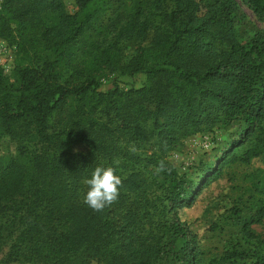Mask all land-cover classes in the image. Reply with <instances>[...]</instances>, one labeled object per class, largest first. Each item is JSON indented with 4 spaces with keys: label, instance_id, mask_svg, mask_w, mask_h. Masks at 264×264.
Wrapping results in <instances>:
<instances>
[{
    "label": "trees",
    "instance_id": "trees-1",
    "mask_svg": "<svg viewBox=\"0 0 264 264\" xmlns=\"http://www.w3.org/2000/svg\"><path fill=\"white\" fill-rule=\"evenodd\" d=\"M244 2L264 17V0ZM76 3L70 13L64 0H0V37L32 53L12 84L0 69V142L15 144L0 153V249L42 264H158L166 238L177 237L185 264H204L179 209L225 166L264 153V38L239 40L237 0ZM129 41L147 43L124 62ZM114 71L143 72L146 82L100 90ZM234 122L244 128L196 191L163 159L186 137ZM153 136L160 155L143 164L128 148ZM117 157L119 199L93 212L83 180ZM161 160L158 176L149 165ZM244 208L230 209L241 238L207 264H264V238L252 229L264 222V198Z\"/></svg>",
    "mask_w": 264,
    "mask_h": 264
},
{
    "label": "rangeland",
    "instance_id": "rangeland-1",
    "mask_svg": "<svg viewBox=\"0 0 264 264\" xmlns=\"http://www.w3.org/2000/svg\"><path fill=\"white\" fill-rule=\"evenodd\" d=\"M215 0H207L211 3ZM238 4L233 12L235 31L239 40L246 42L255 36L264 38V17L244 0H237ZM66 10L70 13L78 11L76 0H64ZM145 42L129 41L124 45V62L137 53L139 45ZM32 63V53L20 51L17 44L0 37V69L8 84L15 82L16 68ZM68 69H64V75ZM147 75L143 72L135 74H122L119 71L106 72L100 80L99 89L108 91L120 86L123 89L141 87L146 82ZM152 124V122H150ZM244 125L240 122L221 123L212 131H204L185 138L184 142L165 154L163 159L179 176L185 175L192 182L195 190L202 187L207 174L216 166L222 152L231 148ZM157 138L153 136L148 142L135 147V154L142 158V163L155 152L160 155ZM134 146V143L131 144ZM15 144L8 139L0 142V153L14 150ZM129 149V148H128ZM242 148L240 149V151ZM154 155L153 159L157 160ZM156 165L150 164L149 170L156 172ZM156 174V173H155ZM159 176V174H158ZM201 191L189 206L179 209L180 217L185 220L193 232L199 235L201 260L207 264L219 258L224 250L231 247L235 240L240 239V226L232 217L230 209L233 206L244 208V204L255 199L264 198V153L254 157L250 162H235L227 165L223 173L215 181L202 187ZM245 209V208H244ZM246 211V212H245ZM243 211L248 215L249 210ZM245 215V216H246ZM214 222L219 224L217 230H209ZM252 229L264 238V222L254 224ZM167 236H170L168 234ZM168 253L163 256L158 264H185L183 240L177 237L166 238ZM242 242L244 243L243 239ZM8 247L0 249V264H42L31 260H11L8 258ZM212 264H244L240 260L225 261Z\"/></svg>",
    "mask_w": 264,
    "mask_h": 264
},
{
    "label": "clouds",
    "instance_id": "clouds-1",
    "mask_svg": "<svg viewBox=\"0 0 264 264\" xmlns=\"http://www.w3.org/2000/svg\"><path fill=\"white\" fill-rule=\"evenodd\" d=\"M129 151L135 152L136 149L130 146ZM121 163L120 158H114L112 164L97 165L90 177L84 178L83 184L86 186V191L82 202L93 212L102 213L118 201L120 189L123 186V179L117 174V166ZM155 170L157 174L165 171V162L161 160Z\"/></svg>",
    "mask_w": 264,
    "mask_h": 264
}]
</instances>
